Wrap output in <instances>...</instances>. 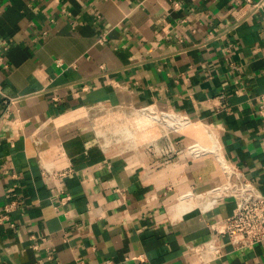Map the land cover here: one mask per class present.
<instances>
[{
  "label": "crops",
  "instance_id": "obj_1",
  "mask_svg": "<svg viewBox=\"0 0 264 264\" xmlns=\"http://www.w3.org/2000/svg\"><path fill=\"white\" fill-rule=\"evenodd\" d=\"M257 1L0 0V163L16 172L0 168V209L22 202L0 225V264H264V242L221 235L213 251L235 201L198 195L224 180L220 155L264 192ZM4 96L19 97L8 111ZM153 102L198 122L169 118L177 151L107 142ZM102 105L118 112L92 118ZM42 162L74 170L47 180Z\"/></svg>",
  "mask_w": 264,
  "mask_h": 264
},
{
  "label": "built area",
  "instance_id": "obj_2",
  "mask_svg": "<svg viewBox=\"0 0 264 264\" xmlns=\"http://www.w3.org/2000/svg\"><path fill=\"white\" fill-rule=\"evenodd\" d=\"M262 2L263 0L257 1L255 6H260ZM101 39L104 40L106 38L102 36ZM4 43L7 44L6 39L4 40ZM0 59L4 60V56L0 55ZM18 98L19 97L12 96L3 97V102L6 104L7 111L9 110L10 105L18 100ZM257 111L264 126V92H262L259 97ZM132 113L135 115H144L146 118L152 120V126L157 125L161 128L162 132L157 134L154 138L162 137L166 138L168 141L167 144L162 146V152L165 155L177 151L176 145L171 140V134L174 132H183L178 129L180 122L169 124V118L174 116L185 122L194 120L188 114L182 113L178 110L161 108L154 102L135 108ZM142 126L143 125H141V127ZM141 127H139V129H141ZM192 147L196 149L197 145L193 144ZM192 147L191 150H193ZM220 157L225 173L224 180L216 186L198 193L201 197L208 196L212 205L218 202L220 196L232 197L235 201L233 212L211 224L216 236L214 241H212V248L218 255L223 253V249L219 243H217V240L221 235L228 236L235 249L253 246L256 243L264 242V192L240 166L228 162L221 155ZM0 168L3 172L8 173L11 176H16V172H12L5 164L0 163ZM73 170L74 168L71 165L58 168L48 162H42L43 176L47 180L66 176ZM68 197V195L62 196L63 202H65ZM21 203V200L14 198L10 202L4 204L0 209V225L10 224L14 226L16 224L15 219L12 216V211L19 207ZM42 240L48 251V258L56 261L51 252L52 246L46 242L47 238L43 236ZM32 246L39 248V242H33ZM109 264H112L111 260H109Z\"/></svg>",
  "mask_w": 264,
  "mask_h": 264
},
{
  "label": "rangeland",
  "instance_id": "obj_3",
  "mask_svg": "<svg viewBox=\"0 0 264 264\" xmlns=\"http://www.w3.org/2000/svg\"><path fill=\"white\" fill-rule=\"evenodd\" d=\"M107 111L118 112L116 108L112 109V107H108V106L105 107L104 105H102L97 107L90 116L92 118L96 116L97 119L98 116L104 115L105 113H107ZM127 119L123 121L124 122L123 130L119 131L118 133L110 131L107 134V139H108L107 142L112 143L115 137H121L122 141H126L128 143L143 142V141L151 140L152 138L157 136V134H160V132H162L161 128L158 127L157 125L152 126L153 123L152 120L146 118L144 115L141 114L135 115L132 113L131 116ZM115 122L116 121L114 120V123ZM97 124L99 130H102L101 127H103L104 124L100 125L99 122ZM116 124H118V122H116ZM116 124H110V125L107 124L108 126L106 127H110V126L113 127ZM141 125L143 126L141 127ZM139 127H141V129H139ZM105 136L106 134L104 135V137Z\"/></svg>",
  "mask_w": 264,
  "mask_h": 264
},
{
  "label": "bare ground",
  "instance_id": "obj_4",
  "mask_svg": "<svg viewBox=\"0 0 264 264\" xmlns=\"http://www.w3.org/2000/svg\"><path fill=\"white\" fill-rule=\"evenodd\" d=\"M171 118H174V116H171ZM175 119L182 121L180 118H177V117H175ZM183 122H185V121H183ZM190 123H198V122H196L195 120H191Z\"/></svg>",
  "mask_w": 264,
  "mask_h": 264
}]
</instances>
